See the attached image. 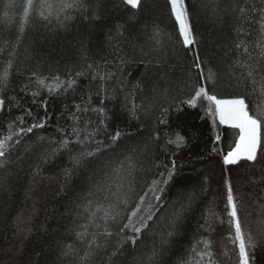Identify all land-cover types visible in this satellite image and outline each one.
<instances>
[{"label": "trees", "instance_id": "obj_1", "mask_svg": "<svg viewBox=\"0 0 264 264\" xmlns=\"http://www.w3.org/2000/svg\"><path fill=\"white\" fill-rule=\"evenodd\" d=\"M49 2L55 4L57 0ZM186 3L193 13L198 41L190 49L178 40L167 0H144L140 10L131 9L122 0H82L83 7L71 10L72 19L63 27L54 18L48 23L30 17L31 23L25 26L21 43L13 47L26 0H0V74L8 60L13 62L9 83L2 93L6 103L0 111V138L7 134V124L27 108L32 109L35 119L43 117L42 101H47L50 117L44 128L23 136L13 153L10 176L0 187V264H70L69 258L58 260L57 257L62 245L75 242L74 232L85 222L76 218L79 197L97 181L108 179L106 172L115 168L117 162L124 161L127 169L125 156H131L135 163L129 178L132 188L129 189L126 181L118 195L127 198L129 205L138 202V195L153 180L167 177L173 159L176 169L169 183L161 185L164 192L160 210L154 222H149L150 229L135 248L126 244L124 254L113 258L114 264H149L148 256L153 248L158 254L153 264H239L238 242H234L235 229L228 215L226 181L232 186L246 242L251 237L256 245L250 249L252 264H264V154L258 153L257 162L224 165L223 156L234 147L237 130L220 125L218 120L214 124V118L205 111L206 102L195 108L181 103L200 80L198 70L193 67L197 55L205 73L209 68L217 73L215 84L210 87L219 96L244 95L250 110L255 112L257 108L264 109V89L260 85L253 88L250 81L237 85L230 78L229 65L236 56L230 46L235 38L227 22L217 25L206 15L208 0H186ZM154 25L171 36L159 51L152 48L149 40ZM117 31H122L123 36H118ZM119 57L124 58L125 65L119 64ZM141 60L153 63L146 68ZM87 64L93 68L88 69ZM96 65L100 66L101 74L116 73L115 79L106 85L108 127L96 139L107 144V136L116 131L124 135L111 148L76 166L71 156L80 152L81 147L70 144L53 155V141L61 139L58 128L71 131V114L76 104L95 107L101 96L106 95L103 92L96 95L103 82L90 81V74L97 71ZM77 71L85 75L76 78L73 90L49 94L41 89L40 96L35 97L36 103H32L31 91L38 86L35 78L29 81L31 72L49 78L46 83H51L53 75L67 79V74ZM121 73L124 90L116 83L122 79ZM138 80L140 89L135 88ZM26 83L28 91L21 92V86ZM12 99L18 107L9 102ZM133 101L143 106L137 112L138 118H133L129 111ZM164 107L169 109L168 124L160 125L158 120ZM78 115L81 128L86 121H93L88 131L98 123L94 112ZM24 118V126L33 122V117ZM157 133L159 140L154 139ZM176 134L185 141L179 149L167 143ZM217 135L219 141L215 139ZM213 148L218 151L213 152ZM17 154L20 160H16ZM45 158L48 163H43ZM161 172L165 174L163 177L159 175ZM105 195L101 191L92 199L102 200ZM110 199L115 201V197ZM150 199V196L146 198L145 208ZM174 211L180 213L179 219L173 216ZM112 231H116L115 226ZM169 232L171 236L167 235ZM205 242H210L209 249L204 247ZM202 252H210L211 257L199 255Z\"/></svg>", "mask_w": 264, "mask_h": 264}, {"label": "snow or ice", "instance_id": "obj_2", "mask_svg": "<svg viewBox=\"0 0 264 264\" xmlns=\"http://www.w3.org/2000/svg\"><path fill=\"white\" fill-rule=\"evenodd\" d=\"M122 2L124 5L130 6L131 9L140 10L144 7V0H122ZM167 5L170 10V16L174 20L175 28L178 31L179 42L186 49L197 45L198 41L193 26V13L190 11L186 0H167ZM7 6L11 7V3ZM82 7V0H57L55 4L50 3L49 0H38V3L34 2V0H26L18 30L19 35L13 47L21 43L25 26L31 23L30 17L35 16L40 21L48 23H51L54 18L57 24L63 27L68 20L72 19L71 10H79ZM205 12L207 16L213 18L217 25L227 22L229 29L234 35V43L230 46V50H234L236 56L229 65L230 78H234L237 85L242 81H250L253 88L260 85L264 89V0H252V2H247V0H243V2L242 0H208L205 5ZM117 35L123 36V32L117 31ZM166 38L171 39L170 34L161 31L158 25H154L152 35L149 37L152 48L156 51L163 49ZM4 43L7 44L8 41L6 40ZM225 47L229 46L225 45ZM253 52L256 53L255 56ZM118 62L121 66L126 64L123 57H119ZM140 63L145 64V67L148 68L153 62L151 60L147 62L141 60ZM156 63H159V61ZM99 67V65H96L97 71L90 74V81L99 79V81L103 82L99 85L96 95L100 96L102 92L106 95L101 96L98 106L95 107L89 108L76 104L74 106L75 111L71 114V119L73 120L71 131L58 128L57 131L60 133L61 139L53 141L55 145L52 149L53 155L67 149L70 144H78L81 147L80 152L71 156L76 166L81 165L82 161L86 159L95 158L102 150L111 148L124 135L120 131H116L114 134L107 136L109 141L107 144L102 139H96L108 127V114L105 106V100L108 98L106 85L108 81L116 77V73L112 71L101 74L98 70ZM193 67L198 70L200 80L197 86L194 87L192 94L186 100L181 101V103L195 108L200 102H206L205 111L214 118V124L218 120L220 125L237 130L234 147H231L223 156L224 165H237L241 161L257 162L258 153L264 154V141H262L264 109L257 108L255 112L251 111L244 95L221 97L213 92L210 86H214L217 73L210 68L205 73L198 55ZM12 68L13 62L8 60L3 73L0 74V111L5 108L6 98L2 93L9 83L10 69ZM87 68L92 69L93 65L87 64ZM237 70H240L239 73ZM83 75L85 73L81 71L67 74V79H62L59 75H53L51 77L52 82L46 83L49 78L42 77L36 72H31L29 81L32 82V79L35 78L34 83L38 86L37 90L31 91L32 103H36L35 97L40 96L41 89H46L49 94L60 92L61 90L64 93L73 90L77 85L76 78ZM121 76L122 79L116 80V83L120 85L121 90H124V74L121 73ZM135 88H141V81H137ZM28 89L29 85L26 83L21 86L20 91L27 92ZM87 100L90 104L92 100L91 94H89ZM9 102L14 106H19L15 104L14 99ZM40 106L45 111L43 117L38 120L35 119L32 109L27 108L16 120L7 124V134L0 138V172L6 173L0 174V187L5 185L10 176L8 169L12 168L14 163L13 153L16 146L21 144L23 136L33 133L34 129L44 128L48 119H50L47 115V101H42ZM141 107L143 106L137 105L134 101L132 102L129 111L133 118H138L137 112ZM88 111L96 113L98 119V123L91 131H88V128L93 125L92 120L86 121L83 128L78 126L80 122L78 113H86ZM168 111L167 107L162 108L161 117L158 120L160 125L168 124ZM25 115L33 117V122L28 126H24ZM39 139L43 141L44 137H39ZM154 139H160L159 133L156 134ZM215 139L219 141L220 136L217 135ZM184 142V137L180 134H176L175 139L169 137L167 140L168 144L175 145L177 149L183 146ZM93 144H95V147L91 146ZM212 151L217 152L218 150L213 148ZM16 160H20L18 154L16 155ZM124 160L127 161V169L124 167V161L117 162L115 168H111L109 172H106L105 175L108 179L97 181L94 186L90 187L79 197L81 203L77 204L76 218L85 222L77 226V230L74 232L75 242L65 243L61 246L57 257L58 260L69 258L70 264H97V262L98 264H114L113 258L124 254V246L126 244L130 243L135 248L137 241L150 229L149 222H154V217L160 210V201L164 192V187H161V185H167L172 179L176 169V162L174 159L172 160L171 168L167 170L165 179L153 180L150 185L146 186V191L138 195V202L129 205L127 198L121 199L118 194L124 187L125 182L129 181L132 172L135 170V163L131 156H125ZM43 163H48V160L45 158ZM106 168H110V165H106ZM165 168H167V165H165ZM125 171L126 175L124 174ZM159 175L163 177L165 174L161 172ZM225 183L227 186L228 215L232 218L235 229L234 242H238L239 247V264H252L250 249L255 248L256 245L252 243L251 237H248L246 242L237 214V204L234 200L232 186L230 182L226 181ZM128 187L129 189L132 188L130 181L128 182ZM113 188H115V191H113ZM101 191L107 193V195L103 196L102 200H93L92 197ZM149 196L151 199L145 208V201ZM110 197H115V201L110 199ZM104 201H107V203L105 204ZM173 216L179 219L180 213L174 211ZM113 226L116 228L115 232L112 231ZM90 228L92 229L91 231ZM167 235L171 236L172 233L169 232ZM113 240H115V243H113ZM81 245L83 248L80 247ZM204 247L209 249L210 242H205ZM157 255L155 248H153L148 256L149 264H153ZM199 255H209L211 257L210 252H202Z\"/></svg>", "mask_w": 264, "mask_h": 264}]
</instances>
